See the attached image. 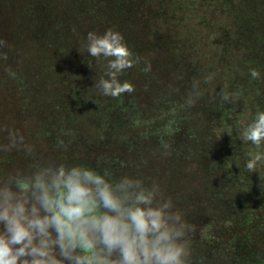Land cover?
Wrapping results in <instances>:
<instances>
[{
	"label": "trees",
	"instance_id": "obj_1",
	"mask_svg": "<svg viewBox=\"0 0 264 264\" xmlns=\"http://www.w3.org/2000/svg\"><path fill=\"white\" fill-rule=\"evenodd\" d=\"M15 2L17 10L0 34L7 42L0 49L7 53L0 60V72L7 75L0 79V100L4 96L8 103L0 106V145L8 143L9 130L19 131L17 120L31 105L64 94L63 101L73 103L63 113L65 126L57 122L48 133H72L81 126L104 132L119 124L133 131L139 125L141 137L168 153L170 172L162 180L189 184L201 177L200 190L183 189L186 213L207 207L216 219L234 226L230 234L244 229L239 226L246 221L254 224L258 217L246 198L264 197V160L253 172L246 170L245 161L257 149L237 137L252 114L264 110V0ZM109 28L123 36L137 60L120 79L145 86L138 91L139 111L129 93L114 99L95 87L107 71V58L91 57L83 45L89 31L103 34ZM147 65L151 70L144 72ZM252 68L259 79L250 77ZM59 87L70 94L54 91ZM82 87L85 93L79 92ZM14 100L22 109L16 118ZM23 161L16 149L0 152V176L23 168ZM248 231L237 236L246 237Z\"/></svg>",
	"mask_w": 264,
	"mask_h": 264
},
{
	"label": "clouds",
	"instance_id": "obj_2",
	"mask_svg": "<svg viewBox=\"0 0 264 264\" xmlns=\"http://www.w3.org/2000/svg\"><path fill=\"white\" fill-rule=\"evenodd\" d=\"M6 46L0 39V49ZM83 47L91 57L107 58V71L95 82L105 97L134 91L120 79L137 60L119 32L89 31ZM249 75L260 78L255 68ZM237 138L257 149L244 163L253 172L264 160V110L252 114ZM21 147L31 155L24 136L9 130L0 152ZM193 230L157 182L138 176L42 158L0 176V264H193Z\"/></svg>",
	"mask_w": 264,
	"mask_h": 264
},
{
	"label": "rangeland",
	"instance_id": "obj_3",
	"mask_svg": "<svg viewBox=\"0 0 264 264\" xmlns=\"http://www.w3.org/2000/svg\"><path fill=\"white\" fill-rule=\"evenodd\" d=\"M15 1L17 0H0V34L17 10L18 2ZM76 2L77 0H73L72 4L75 5ZM9 9L11 14H9ZM86 19H89V16ZM82 23V19L77 20L78 25L81 26ZM2 25L4 26L2 27ZM69 26L67 25L68 29ZM5 76H7L6 73L1 71L0 79ZM83 88L87 89L86 87L79 88L80 93H85ZM141 89H145V86L135 83L132 94L126 93L130 97L132 107L134 104L135 111L141 110L139 102L141 93L138 92ZM60 90L70 94V89L64 90L60 87L58 90L54 89V91ZM0 92H2L1 89ZM63 96L64 94L60 95V98L55 96L57 100L55 98L39 100L34 106L31 105L28 108L27 115L21 120H17L16 126L19 128L20 134L24 136V144L28 149H31V155L25 151L24 147L18 149L23 155L24 167L30 162V159L42 158L56 163L83 164L98 170L107 168L111 170L114 177L130 174L142 178L145 183L155 181L160 185L164 196L171 197L173 201H176V208L181 210L185 219L193 225L194 230L190 234L193 264H258L262 259L264 260V197L246 198L248 200L246 203L255 209V216L258 217V219H254L252 225L246 221L239 226L249 230L250 233L246 237L237 236L244 232V229L238 231L232 229V234H230L227 230L230 231V228H234V226L216 219L207 210V207L201 212L199 205L194 207L191 212L186 213L183 208V189L187 187L191 191L200 190L201 177L197 176L189 184L177 183L175 179H173V183L168 184L162 180L161 178L170 172L166 164L168 153L162 146L141 137L139 135L140 128H137L139 125L133 126V131L121 127L122 124H119V127L110 125L104 132L100 129L99 131L89 130L81 126L72 133L66 130L48 133L51 129L53 130L57 122L60 127L65 126L62 120L63 113L65 110H69L73 103H65ZM0 102H2L0 103L2 109L8 106L4 96ZM19 104V100H14L12 104L17 111L15 118L22 113V109L18 107ZM127 115L130 116L131 112ZM123 122L128 124L129 120ZM44 127L47 130L42 134L41 131ZM172 190L179 191L172 194L170 193Z\"/></svg>",
	"mask_w": 264,
	"mask_h": 264
},
{
	"label": "flooded vegetation",
	"instance_id": "obj_4",
	"mask_svg": "<svg viewBox=\"0 0 264 264\" xmlns=\"http://www.w3.org/2000/svg\"><path fill=\"white\" fill-rule=\"evenodd\" d=\"M258 264H264V260L262 259Z\"/></svg>",
	"mask_w": 264,
	"mask_h": 264
}]
</instances>
